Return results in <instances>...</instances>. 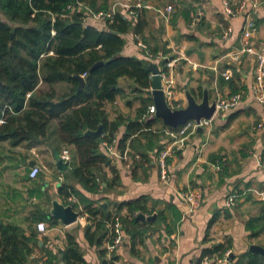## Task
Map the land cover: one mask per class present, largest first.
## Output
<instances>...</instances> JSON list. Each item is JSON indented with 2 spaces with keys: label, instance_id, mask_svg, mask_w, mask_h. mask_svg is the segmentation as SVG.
<instances>
[{
  "label": "crops",
  "instance_id": "obj_1",
  "mask_svg": "<svg viewBox=\"0 0 264 264\" xmlns=\"http://www.w3.org/2000/svg\"><path fill=\"white\" fill-rule=\"evenodd\" d=\"M226 1L233 10L245 1V9L236 16L228 17L224 5ZM116 2L142 4L147 20L142 35L132 31L125 36L123 54L144 58L145 53L138 46L136 36L151 48L161 43L171 50L178 58L173 72L177 97L184 105L187 103L185 85L197 92L198 86L202 85L203 92L205 88L208 89L211 100H215L216 91L226 95L240 92V102L234 109L216 114L210 125L190 134L185 145L169 156L171 179L167 184L160 182L156 163L159 148H164L171 140L163 121L155 125L152 135L141 141L147 151L150 139L154 150L148 151V160L142 163L137 174H132V164L127 167V162L124 161V164L116 160L120 184L115 189L105 187L97 194L84 190L72 177L71 171L77 161L73 146L62 145L60 150H56L43 139L26 141L18 146L2 142L0 219L23 227L27 235L32 232L37 234L32 264L46 261L48 251L60 263L68 245V234L75 238L88 264H102L100 249L106 247L108 242L99 247L88 241L86 230L92 222L88 221L87 216H79L70 225H65L58 218V223L54 225L49 221L50 217H54L51 210L55 199L65 205L74 201L75 210L80 214L84 207L81 200L74 196L67 199L59 193L60 187L72 184L89 201L104 210H114L119 203L142 196L149 200L148 209H155L153 214L156 219L151 221L156 223L149 228L146 246L140 249V255L130 252V239L123 232L122 245L114 251L119 256L116 264H197L202 248L222 242H231L232 258L236 257L237 260L240 255L250 251L253 244L264 247V235L253 237L246 226L248 219L257 215L264 205V89L256 81L255 57L243 53L239 54L238 59L235 58L247 16L256 23L254 40L264 42V0H108V8ZM101 3L98 0V5ZM168 6H172L171 11H166ZM85 10L89 14L92 11L87 6ZM88 19L91 24L106 28L102 20L93 16ZM228 26L233 31L225 38L224 32ZM181 60L187 63L181 65ZM225 70L231 72L229 79L222 75ZM125 82L122 79L121 83ZM202 97H198V100ZM139 105L136 101L129 106L118 96L114 103L107 104V110L110 119H114L119 112L133 118ZM259 124L262 126L259 127ZM123 131L124 126L115 136L118 140ZM142 146L141 149H144ZM53 150L59 152L60 156L64 150H68L70 158L64 160L69 161L68 169L62 172L57 168ZM125 150L128 153L133 151L129 142ZM135 156L136 160L140 159L138 152ZM218 162L221 164L220 170L214 168ZM35 165L42 170L35 179H31L29 173ZM189 188L202 191L201 204L194 210H190L183 198ZM231 193H234L235 204L228 208L225 200ZM103 197H107V200H100ZM157 212H164L165 222L157 220ZM216 213L217 221L207 233L209 222ZM41 221L47 225L45 232L37 228ZM166 225L171 226L174 232L169 238L160 240L159 234L165 235ZM206 235L208 238L205 241ZM214 260L211 259L210 263ZM218 260L215 264H237L235 260H232L233 263H219Z\"/></svg>",
  "mask_w": 264,
  "mask_h": 264
},
{
  "label": "trees",
  "instance_id": "obj_2",
  "mask_svg": "<svg viewBox=\"0 0 264 264\" xmlns=\"http://www.w3.org/2000/svg\"><path fill=\"white\" fill-rule=\"evenodd\" d=\"M85 6L94 13L110 10L107 0H102L100 5L98 0H0V143L18 146L43 139L56 150L62 145L73 146L77 161L71 175L84 190L97 194L105 187L115 189L121 182L117 161L102 142L112 141L122 126L124 131L118 148L124 151L129 142V147L140 155L136 160L134 152H129L133 175L148 160V151L154 150L150 139L147 151L141 143L162 121L158 117L145 118L153 103V98L146 93L151 87V71L146 65L157 60L165 68L168 59L175 56L161 43L154 48L147 45L152 59L146 55L141 59L123 54L125 36L132 31L137 35L144 32L145 7H141L135 19L128 11L118 8L111 18L102 20L106 28H99L90 23L88 17L92 14L86 13ZM186 63V60L180 61L181 65ZM76 76L85 79L81 88ZM122 79L126 82L121 83ZM198 88L199 92L190 88L197 98L203 95V86ZM118 96L129 106L136 101L140 103L136 116L131 118L119 112L110 119L107 104L114 103ZM100 125L101 138L93 139L85 134L86 130H97ZM163 127L176 130L164 123ZM59 193L67 199L74 196L84 204L80 216H87L92 222L86 230L90 243L100 247L104 242H111L115 233L108 223H114L115 217H119L122 230L130 239V252L140 255V249L146 246L148 230L156 223L137 220L138 214L151 215L155 211L148 209L146 196L119 203L114 210H104L72 184L60 187ZM157 217L165 222L164 212H157ZM217 218L216 213L207 233ZM49 221L51 225L58 223L54 217ZM246 226L253 237L264 235V205L257 215L248 219ZM164 232L165 235L159 234L160 240L169 238L174 229L166 225ZM36 235L35 232L27 235L23 227L0 219V264H32ZM67 238L64 263L88 264L75 238L71 234ZM207 238L208 235L205 241ZM230 249L231 242L204 247L197 264H202L204 258H215L209 263L215 264ZM47 254V260L41 264H59L56 256L49 251ZM100 254L102 264H116L119 260L115 252L107 260L106 247L100 249ZM235 261L264 264V254L247 251Z\"/></svg>",
  "mask_w": 264,
  "mask_h": 264
},
{
  "label": "built area",
  "instance_id": "obj_3",
  "mask_svg": "<svg viewBox=\"0 0 264 264\" xmlns=\"http://www.w3.org/2000/svg\"><path fill=\"white\" fill-rule=\"evenodd\" d=\"M225 5V13L229 16H236L239 13H242L245 9L246 2L243 1L240 6H238L237 9L233 10L229 3L226 1L224 2ZM71 6H69L70 8ZM123 8V10L128 11V15L133 17L134 19L138 16L139 9H141L142 4L138 3L137 5H131L127 3H120L116 2L114 3L110 10L108 12L100 11L98 13H94L92 11L91 14L94 18L98 20H104L105 18H111L113 14L117 11L118 8ZM172 6H168L166 8V11H171ZM233 29L231 26H228L226 31L224 32V37L228 38V36L232 33ZM256 33V23L255 21L250 17L247 16L246 21L244 23L243 30L240 35V49L236 54V59L239 58V54L248 53L255 57L256 60V81L260 84L261 89H264V42H256L254 40V36ZM137 38V44L138 46L144 51L146 57L152 59V53L149 51L147 45L139 39V36H136ZM52 53V52H51ZM164 58V57H159ZM178 58H171L168 59L165 68L159 67L160 70V78L162 81L163 89L165 91L168 105L172 109H179L183 108L185 105L184 103L177 97V89H176V78L175 74L173 72L176 62ZM222 75L229 79L231 76L230 70H225ZM150 78H152V73ZM242 98V95L240 92L232 93V94H223L221 91H216V114L220 112H226L229 110L234 109L238 103L240 102ZM156 112V107L154 103H152L147 110V113L145 115V118L147 117H153ZM214 115V117H215ZM213 117V118H214ZM212 119H206L203 118L200 120V122L196 120H189L185 124L179 126L176 128L175 131L166 129V134L170 137V141H168L165 145V147L158 153L157 155V167L159 170V178L160 182L163 184L169 183L171 176L169 171V164H168V158L169 156L176 152V150L182 148L185 145V141L187 137L192 134L193 132L197 131L199 127H204L207 125H210L212 122ZM262 124H259V127H261ZM103 147L108 152L110 156H112L115 160H121L125 161L126 166L129 167L132 164V159L129 156V153L127 150H120L118 148V138L115 137L112 141L104 140L102 142ZM63 160H69V152L68 150H64L62 156ZM223 160H221L222 162ZM214 168L216 170H220L221 164L218 162L214 165ZM41 167L38 165H35L32 167L29 177L31 179H35L38 174L41 172ZM234 193H231L228 195V197L225 200V205L230 208L234 206L235 204V198L233 196ZM183 198L188 202L190 210H194L197 207L200 206L202 201V191L198 188L196 189H188L184 192ZM137 214V213H136ZM108 226H110L115 233V236L113 237V240L111 242H108L106 245V248L108 250V253H112L116 251V249L122 245L123 242V230L121 227V223L119 220V217H115L114 223H108ZM37 228L40 232H45L47 230V225L45 222L41 221L37 224ZM231 250H228L225 255L222 258H219V263H229L232 260H229L228 257L231 256ZM210 259L204 258L203 264H209ZM235 264V263H234Z\"/></svg>",
  "mask_w": 264,
  "mask_h": 264
},
{
  "label": "water",
  "instance_id": "obj_4",
  "mask_svg": "<svg viewBox=\"0 0 264 264\" xmlns=\"http://www.w3.org/2000/svg\"><path fill=\"white\" fill-rule=\"evenodd\" d=\"M146 67L151 71V87L146 91L147 95L153 98V103L156 107V112L153 117L162 119L164 124L171 128H178L185 124L189 120H196L200 122L201 119H212L216 113V100H211L208 93V89L205 88L203 97L201 100L188 89L185 85V96L187 103L183 108L172 109L167 102V97L163 89L162 81L160 78L159 65L155 62H150ZM80 81V88L83 86L85 79L82 76H76ZM102 125L97 130H86L85 134L92 137L93 139H99L102 136ZM198 130H202L199 127ZM56 160V166L60 171H64L69 167V161H64L59 152L54 151ZM105 185V184H104ZM51 214L61 220L65 225H70L76 222L80 216L79 212L75 210V202L70 201L67 205L60 203L58 200L53 201V208ZM156 219V215H145L143 213L138 214L137 220L140 221H151ZM62 252V250H60ZM250 251L260 252L264 254V247L260 245H251ZM63 255H61V258ZM232 257V254H231ZM59 264H65L63 260Z\"/></svg>",
  "mask_w": 264,
  "mask_h": 264
},
{
  "label": "rangeland",
  "instance_id": "obj_5",
  "mask_svg": "<svg viewBox=\"0 0 264 264\" xmlns=\"http://www.w3.org/2000/svg\"><path fill=\"white\" fill-rule=\"evenodd\" d=\"M100 1H102V0H100ZM108 1V0H107Z\"/></svg>",
  "mask_w": 264,
  "mask_h": 264
}]
</instances>
